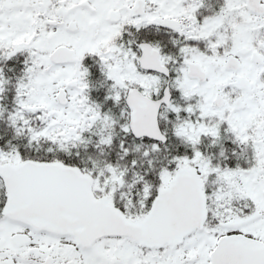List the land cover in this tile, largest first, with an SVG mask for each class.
Here are the masks:
<instances>
[{
    "label": "snow or ice",
    "instance_id": "1",
    "mask_svg": "<svg viewBox=\"0 0 264 264\" xmlns=\"http://www.w3.org/2000/svg\"><path fill=\"white\" fill-rule=\"evenodd\" d=\"M0 264H264V0H0Z\"/></svg>",
    "mask_w": 264,
    "mask_h": 264
}]
</instances>
